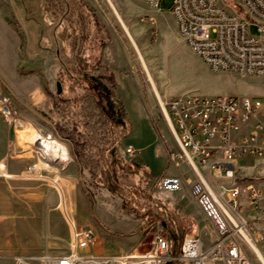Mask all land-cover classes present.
I'll return each instance as SVG.
<instances>
[{
    "label": "rangeland",
    "instance_id": "1",
    "mask_svg": "<svg viewBox=\"0 0 264 264\" xmlns=\"http://www.w3.org/2000/svg\"><path fill=\"white\" fill-rule=\"evenodd\" d=\"M15 1L26 11L33 31H24L16 18L11 19L22 48L27 45L26 61L7 71L6 78L0 77L1 91L13 97L23 119L15 125L0 119L7 160L6 166L0 165V179L11 187L10 197L8 191L0 194V264H15L17 257L67 254L71 241L57 239L64 228L72 234L71 222L95 233L90 254L128 257L124 264H153L145 257L154 251L158 234L169 239L174 254L187 235H198L210 245L212 226L189 194L195 174L185 163L176 166L170 161L177 147L138 54L109 2ZM111 1L131 28L161 99L187 93L264 99V77L215 73L183 46L172 15L174 0H162L157 9L141 0ZM250 30L259 35L258 26L251 25ZM87 74L114 76V93L126 113L124 129L112 122L105 131L99 116L90 119L83 111L88 103ZM59 98L70 103L57 102ZM59 105L72 107L73 113L63 115ZM75 112L85 114L76 117ZM71 133L88 142L90 170L84 169ZM33 134L57 140L68 148L70 159L62 162L49 156L40 142L31 139ZM156 146L162 154L154 163ZM130 147L136 150L133 156L127 152ZM235 169L239 184L264 182V174L252 173L257 169L264 173V159L244 158ZM202 172L215 191L231 183L224 174ZM173 175L184 179L181 191L158 189L161 177ZM242 200L247 234L264 255V205L255 208ZM9 206L11 212L3 213ZM8 220L11 224L5 229ZM103 239L106 243L99 244ZM242 242L254 264H261L254 250Z\"/></svg>",
    "mask_w": 264,
    "mask_h": 264
},
{
    "label": "built area",
    "instance_id": "2",
    "mask_svg": "<svg viewBox=\"0 0 264 264\" xmlns=\"http://www.w3.org/2000/svg\"><path fill=\"white\" fill-rule=\"evenodd\" d=\"M141 1L157 9L162 0ZM222 1L174 0L172 15L180 38L215 73L264 77V0ZM251 25L258 26L259 35L251 33ZM157 101L177 147L169 159L176 166L185 163L195 174L189 194L210 222L214 240L205 245L200 236L187 235L174 254L169 239L158 234L154 251L145 259L153 264H254L242 242L249 227L241 215L242 199L255 208L264 205V182L239 184L235 165L242 157L264 159V99L187 93ZM18 114L13 97L0 92V119L15 125L23 121ZM237 133L241 135L234 141ZM127 152L136 154L133 147ZM203 169L224 174L231 183L215 191ZM157 187L178 192L185 181L179 175L163 176ZM71 223L67 254L17 257L15 264H124L128 259L90 254L93 230Z\"/></svg>",
    "mask_w": 264,
    "mask_h": 264
},
{
    "label": "crops",
    "instance_id": "3",
    "mask_svg": "<svg viewBox=\"0 0 264 264\" xmlns=\"http://www.w3.org/2000/svg\"><path fill=\"white\" fill-rule=\"evenodd\" d=\"M12 18H16V20L20 22L24 31H26V32H29V30L33 31L32 30L33 29L32 24L28 23L29 20L27 19L26 11L23 13L21 8L19 7V4H17L15 0H0V77L1 78H6L8 76L7 71L17 70V68L24 61H26L27 45H24V47L22 48L21 36L17 31H15L13 29V27L11 25V19ZM176 35H177V38H179V40L183 44V46L189 48L185 44V42L182 39H180V36L178 34V30H177ZM33 42H34V40L31 39L30 40L31 46H33L32 45ZM0 92L3 93L1 91V89H0ZM28 92H30V90H28ZM4 130H5L4 125L0 124V165L4 164L6 166L7 165L6 144H5L4 138L1 137V135H2L1 132ZM240 135H241V133H237V134L233 135L234 141H236L240 137ZM155 142H156V140H155ZM153 153H155L153 162L156 163L157 162L156 158L162 154V150L158 146H156ZM145 155H147L150 158L149 152L146 151ZM244 158H255L256 159V157H242V158L238 159V161L236 162V165ZM8 163H9L8 165H10V162H8ZM150 163L149 164L146 163V164H148V166L150 167L151 166ZM252 173L264 174L261 169L260 170L257 169L256 171H254ZM153 176H154V174H153ZM173 176H178V175H173ZM10 188H11L10 186L7 188L5 179L4 180L0 179V194L3 193V195H5L6 191H8V196L10 197L11 196ZM10 212H11L10 206L7 210L6 209L3 210V213H10ZM20 212L21 213H27L26 211H23V212L20 211ZM58 212L60 213L61 216H64L61 211H58ZM3 224H4L3 225L4 228L7 229L9 227V224H11V222L8 220V221H5ZM4 234H5V232H4ZM96 239H97V237L95 236V241H96ZM57 240L58 241H71L72 240L71 231L69 230V232L66 233V230L64 228L62 235H60ZM3 241H6V239H4ZM102 243L105 244L106 240L103 239V241H99V244H102ZM91 251L92 250H90V253H91ZM92 255H94V254H92ZM110 255L109 254H102V255H94V256L105 258V257H108Z\"/></svg>",
    "mask_w": 264,
    "mask_h": 264
},
{
    "label": "trees",
    "instance_id": "4",
    "mask_svg": "<svg viewBox=\"0 0 264 264\" xmlns=\"http://www.w3.org/2000/svg\"><path fill=\"white\" fill-rule=\"evenodd\" d=\"M85 82L89 85L88 90L89 93L87 95L88 103H86L85 107H83V111H85L90 119L93 117L99 116L102 124L104 125L105 131H108L110 129V123L115 122L117 125H120L122 129L127 125V122L124 120V116H126V113L123 111V107L118 104L120 100L117 98L116 94L114 93V86H115V78L113 75H109L105 78L102 77H95L93 75L87 74L84 75ZM70 103L69 100H62L58 99L57 102ZM62 110H64L62 113L63 115L68 116L70 113H73L72 107L67 106H61ZM124 113V114H123ZM75 116L82 117V114L80 112H75ZM85 116V115H84ZM109 125V126H108ZM85 126L87 128H90L89 123H85ZM90 130H93V128H90ZM75 132V131H74ZM71 139H73V142L75 144L77 155L82 162V165L84 169L90 170V164L88 162V154L86 151V145L88 142L84 141L83 139H76V134L71 133L69 135ZM91 137H94V134H91Z\"/></svg>",
    "mask_w": 264,
    "mask_h": 264
},
{
    "label": "bare ground",
    "instance_id": "5",
    "mask_svg": "<svg viewBox=\"0 0 264 264\" xmlns=\"http://www.w3.org/2000/svg\"><path fill=\"white\" fill-rule=\"evenodd\" d=\"M109 2L110 7L112 8L114 15L117 17V19L119 20L122 28L124 29V31L126 32L130 42L132 43L133 47L135 48L138 57L140 59V62L142 64V67L145 71V73L148 76L149 82L154 90V92L156 93V97L161 99V94L157 88V85L155 83L154 78L152 77V74L149 70L148 64L146 62V59L143 55V52L141 50V48L139 47L137 40L131 30V28L127 25V23L124 21L123 17L120 15V13L118 12L117 8L115 7V5L113 4V2L111 0H107ZM31 139H33L34 141H38L40 142V144L42 145V149L45 153H47L49 156H51L54 159L60 160L62 162H66L68 161L69 158V150L67 147L63 146L61 143H59L57 140H52V139H47L44 138L42 136H40L39 134H33L31 136ZM244 235L246 237V243L250 246V248H252L255 252V254L258 257L259 262H261V264H264V255L263 253L256 247V245L252 242L253 240L251 238H249V235L247 233L244 232Z\"/></svg>",
    "mask_w": 264,
    "mask_h": 264
},
{
    "label": "water",
    "instance_id": "6",
    "mask_svg": "<svg viewBox=\"0 0 264 264\" xmlns=\"http://www.w3.org/2000/svg\"><path fill=\"white\" fill-rule=\"evenodd\" d=\"M57 88H58V93L60 94L62 92L60 83L57 84ZM166 264H171V263L168 262Z\"/></svg>",
    "mask_w": 264,
    "mask_h": 264
}]
</instances>
